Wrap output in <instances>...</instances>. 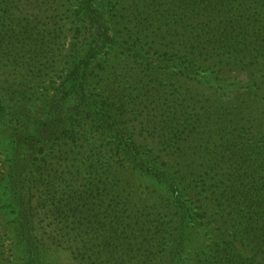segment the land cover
<instances>
[{
	"label": "trees",
	"instance_id": "trees-1",
	"mask_svg": "<svg viewBox=\"0 0 264 264\" xmlns=\"http://www.w3.org/2000/svg\"><path fill=\"white\" fill-rule=\"evenodd\" d=\"M71 1L0 0V236L20 264H264V0H81L34 114L24 83L67 52Z\"/></svg>",
	"mask_w": 264,
	"mask_h": 264
},
{
	"label": "rangeland",
	"instance_id": "rangeland-1",
	"mask_svg": "<svg viewBox=\"0 0 264 264\" xmlns=\"http://www.w3.org/2000/svg\"><path fill=\"white\" fill-rule=\"evenodd\" d=\"M81 0H72L71 1V12L67 22V40L64 41V49L67 50L63 55L59 54L55 58L54 62L56 64L49 70H42V73H36L30 79L29 82H25L24 86L26 87L25 91L32 93L27 99L29 100L30 108L32 113L39 114L42 113L45 109V106L51 101V99L58 93V86L60 83V77L65 75L66 69L70 67V58L69 53L71 50V44L76 41L73 37L76 35V23L75 17L73 15L76 12L78 5L80 4ZM103 0H95L94 6L100 9V5L102 4ZM114 25L110 26V33L112 35H117L124 41L129 39L128 31L130 28H134L135 25H130L128 22H119L120 18L115 16L113 19ZM93 26V25H92ZM99 26V25H97ZM94 28L96 27L93 26ZM136 28V27H135ZM96 29V28H95ZM102 32L103 29L101 30ZM81 39H84L85 36L81 35ZM69 52V53H68ZM7 64V63H5ZM42 64V63H41ZM27 72H22L20 76H12L11 80L13 82H17L18 80H27L28 76ZM32 76V75H31ZM23 86V87H24ZM22 87V86H20ZM139 93L138 90H136ZM132 108V112L136 113ZM136 118V117H135ZM140 130L144 131L145 136H149L147 131H150L149 127H142ZM8 140L2 141L0 145V184H5L6 173L8 170L6 169L10 165V159L12 157L11 148L8 146ZM186 169L187 166H184ZM146 186V185H144ZM144 189V187L142 188ZM183 189L185 190L188 197L191 198V202L195 205H200L202 202L204 203V185H183ZM203 195V196H202ZM204 228L195 229L193 235V243L190 247V256L192 258L197 257L198 255H203L204 253ZM16 240L13 234H9L8 231L6 233L1 234L0 236V264H20L19 256L20 251L15 246ZM18 257V258H17ZM49 264H75L74 260L72 259L71 254L66 251L58 250L55 254L52 255L51 259L48 261Z\"/></svg>",
	"mask_w": 264,
	"mask_h": 264
}]
</instances>
